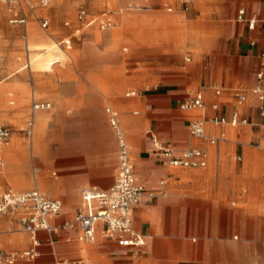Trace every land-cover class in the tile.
<instances>
[{
    "label": "rangeland",
    "instance_id": "1",
    "mask_svg": "<svg viewBox=\"0 0 264 264\" xmlns=\"http://www.w3.org/2000/svg\"><path fill=\"white\" fill-rule=\"evenodd\" d=\"M129 2L134 8L125 7ZM169 2L51 0L43 6L38 0H22L20 8H16V2L0 0V124L10 130L7 141L0 142V147L6 148L0 151L1 188L10 186L21 190L38 187L48 194V188L53 186L59 190L69 188L66 196H61L64 198V208H76L82 187L90 185L85 180H92V177L81 175L72 180H67L72 177H61L58 178L60 183L53 182L49 179L56 178L60 171L52 165L45 169L48 181L43 188L46 176L42 172L35 174V169L41 166L34 149H41L44 158L50 149L65 144L66 138H69L70 141L75 139L78 142L76 148L80 150L83 140L90 136L88 132L82 131V122L79 121L76 123L78 129L68 133L64 131L58 137L55 127L61 123L57 122L59 115L70 118L82 113L104 114L107 104L113 105L122 114L114 102L139 98L126 97L125 93L130 90L148 93L169 88L177 94L187 95L208 82L210 77L212 81L221 83L223 72L229 69L234 60L228 50L231 41L237 39V28L241 24L235 21L236 7H232L229 0H188L186 9L184 5L176 3L169 11ZM80 7H84L87 17L96 19L93 25L86 27L77 19ZM15 11L25 17V23L9 21ZM105 11L111 12L115 25L100 29L98 24ZM44 17L49 20L45 27L42 26ZM122 17L126 18L124 24L121 22ZM121 26L122 31L117 33L116 29ZM51 43L57 44L65 56L49 69L35 66L31 62L33 55L39 51V47ZM177 52L179 59L175 56ZM28 59L30 64L24 67ZM20 66L23 68L16 71ZM33 97L50 101L52 107L43 111L44 123L37 129L34 121L28 133V120L33 116ZM221 99L225 103L233 100L224 94ZM249 104H254L253 99H249L242 109L246 113L244 116L249 118L247 123L237 126L226 124L231 129L226 130V140L215 145L209 144L208 166L212 168L217 162L224 165L230 161L246 173L249 162L254 161V173H259L258 168L262 169L263 183L259 185L258 192L251 194L246 202L238 197L243 191L246 193V186H239L233 196L226 192L223 184L219 185V193L215 196L209 193L202 196L200 191L177 185L171 187L168 197L154 202L155 207H158L161 201L167 200L162 203L164 216L160 218L161 230L155 225L152 232L168 242L163 250H158L152 257L154 264H188L204 260L225 263L229 259H233L235 264H264V126L260 128L255 124L257 116L255 112L252 116ZM134 110L140 111L132 107L125 112L132 113ZM149 117L154 118L156 115ZM148 128L149 123L143 127L142 133L144 140L150 144L145 134ZM124 130L131 146L129 130L125 126ZM186 138H189L188 133ZM157 141L161 143L158 138ZM13 149H22L23 153L16 156ZM216 149H220L219 152ZM240 149H245V152L237 160L235 157L240 155ZM9 158L14 164L27 162L29 182H23L18 187L11 183L7 169ZM108 174L106 180L110 182L115 177L116 164ZM84 176L86 179L83 182ZM190 180L188 176H183L181 182ZM74 195L78 197L75 205L70 202V197ZM1 220L10 222L0 227V233L21 231L10 214H1ZM185 229L188 230L187 239L183 243L181 231ZM234 235L237 238H233ZM192 236L195 240H192ZM176 239L182 243L174 244ZM187 249L193 254L192 259L176 257ZM144 251L145 245L135 257L130 260L124 258L116 264H137V257L143 256ZM100 261L101 264H115L105 257Z\"/></svg>",
    "mask_w": 264,
    "mask_h": 264
},
{
    "label": "crops",
    "instance_id": "2",
    "mask_svg": "<svg viewBox=\"0 0 264 264\" xmlns=\"http://www.w3.org/2000/svg\"><path fill=\"white\" fill-rule=\"evenodd\" d=\"M249 1L250 0H229L230 5L232 7H236V14L240 8H245L248 15L255 14L259 17V20L254 29H249L246 23L239 24L240 26L237 28L238 37L236 40L231 41L228 50L229 54L234 60L229 65V69L226 68V70L223 72L221 83L212 81V78L210 77L208 82L206 81L203 85H200L192 92L194 93L197 90L202 91L204 96V106L202 108L190 111L180 108V102L192 93L180 95L169 88L148 93H144L142 90H130L125 93L126 97L138 96L139 98L114 102V104L121 109L122 114H120V111L116 107L107 104L104 107V114L82 113L81 115H75L70 118L67 115L58 116L57 122H61L57 123L55 127L58 137H61L64 131L68 133L78 129L79 125L76 123L79 121L82 122V131L88 132L90 136L83 140L84 142L81 144L83 148L80 150L76 148V146H78V142L75 139L70 141L69 138H66L65 144H58L53 149H50L48 156L44 157L48 158V161L42 157L43 154L41 149H34L41 166L40 168L35 169V174L42 172L46 176V181L42 183L43 188L46 187V184L44 185V183L48 181V177L45 174V169L49 166L55 165L60 173L56 176V178L49 179L50 181L52 180L53 182L60 183L61 180H58V178L61 177H72L71 179H67L72 180L78 176L86 175V177H92V180L86 179L84 176L83 182L86 179L85 182H88L90 185L83 186L82 188L95 190L108 189L116 177L115 174V177L112 178L110 182L109 180H106L109 175L108 172L113 169L114 164H116L117 173L118 144L115 131L109 124L108 114L105 109L109 106L116 110L118 112L119 125L122 128L129 145L131 158L134 160L133 163L135 162L134 166L136 165L137 167L138 172L135 170L137 181L144 187L146 192L145 196L133 206L132 212L133 227L143 235L145 243L139 247L136 252H134L130 247L119 246L115 241L104 239L100 235L97 236V239L93 243L79 242L77 240V235L79 234L80 230L79 227L75 225L73 228H60L58 230L57 241L54 246L55 254L51 253V247L48 244L47 233L41 231L39 233V239L41 241V245L39 246L40 255L37 258L31 260H18L14 264H55V257L69 260L83 258L90 261L91 264H94V262L96 264H101L100 259L105 257L116 264L121 263L124 258H128L130 260L131 258L135 257V254L144 245V255L137 257L136 263L154 264L152 262V257L157 254L158 250H163L164 246L168 243L164 237L156 236L152 232L153 229H155V225H157L158 229L161 230L160 218L162 219L164 216L162 203L166 202L167 200L165 199L161 201L162 203H160L161 205L159 204L158 207H155L154 202L159 200L160 197H168L172 191L171 187L174 188L177 185L178 187H184L188 190L191 189L194 191H200L199 194L202 196L208 193L212 196H215L219 193V185L223 184L225 185L226 192L229 193L230 196H233L235 195V190L237 192V188H239V186H246V193L243 191V193L238 195L239 199L246 202L248 201V198L251 194L258 192L259 185L263 183L261 174L262 169L258 168L259 173L255 174L254 170H256V167L254 161L249 162L246 173L242 171L243 168H237L230 161L224 165H222L220 162H217L211 168L208 166L209 150H211L209 149V144L211 143H209L207 139H196L197 141H193L190 136L189 138H186V134L188 133L189 135V122L192 118L211 116L215 114L228 117L235 109L245 115L246 113H243L242 110L243 106L249 99H253L251 87L255 81V73L261 66L262 59L260 57V53L264 48V42L262 41L261 37L262 31L264 30V0H251V3H249ZM176 3L187 6L188 0H170L167 10L171 11ZM125 7L134 8L132 2L127 3ZM80 8L84 9V7ZM236 14L235 21L237 22ZM102 16L103 19L101 21L109 19L115 25V21L111 18L110 11L103 12ZM89 18L93 17H87L85 12L84 18L79 21L83 22L86 27H89L91 25L87 26L85 24ZM65 24H68V22H65ZM253 40L255 41L254 44L252 43ZM68 41L69 40L66 42ZM186 59L189 60L190 57L187 56ZM29 64L30 60L28 59L27 64L24 67L28 66ZM213 86L219 87L221 89V93L216 94ZM241 90L246 93L247 98L241 106L237 107L235 95ZM131 91H135V93L128 94ZM223 94L230 96L233 100L229 103L223 102L221 99ZM35 101L49 102L51 106L47 109H38L32 111L33 116L31 119H29L32 120V126L35 121L36 111H42L43 115L45 116V112L43 111L52 107V103L50 101L36 99L33 97L32 103ZM132 107H137L140 109V111L134 110L132 113L125 112L129 111ZM249 107L252 109V116L254 112L256 113V121H258L260 117L258 112H256L254 109V104H249ZM183 111L187 113L184 114ZM152 114L156 115V117H149L152 116ZM247 115H249V113H247ZM251 119L253 120V118ZM65 121L66 123L63 124ZM147 123H149V128L145 130V134H147L146 137L150 141L151 146L146 140H144L142 133V129ZM226 124L231 123L221 124L222 126L209 123L206 127V133L208 135L221 137L217 142L226 140V129L224 127ZM231 125L237 126L238 124ZM124 126L129 130V135L132 141L131 145L134 144L138 147V149L135 151H132L131 149L128 137L124 130ZM262 126H264V124L260 125V128ZM157 138L165 146L173 148V150L176 152H181L187 147L191 146L204 148L207 152V164L203 167L186 168L168 165L163 153L154 145L153 139L157 140ZM86 141L87 144L85 143ZM216 143H214V145ZM140 144H142V149L140 148ZM219 150L220 149H216L217 152H219ZM240 151V155L235 157V159L239 157L237 160L241 159L245 149H240ZM13 153L16 156H21L23 151L22 149H13ZM24 154L27 161L25 150ZM223 170H225V176L223 175ZM183 176H188L191 180L187 182H181ZM162 180L164 181L163 184H161ZM36 181L39 183L37 179ZM38 183L37 186H39ZM72 183H74V181H72ZM8 188L12 187L9 186ZM30 189H38V187ZM68 189L69 188H63L62 190H59L57 187L53 186L48 188L49 194L38 189L45 195L58 198L62 202V212L49 219L50 223L54 225H60L66 220H73L76 213L84 206L80 192V201L78 206L73 209L65 210L64 198L61 196H66ZM22 190L28 189H21L19 191ZM55 194H59L60 196H55ZM77 201V196L74 195L72 198L70 197L71 204L75 205ZM232 204H234V202H232ZM144 215L145 219L143 218ZM10 216L20 226L18 215L10 214ZM8 222H10V220H1L0 227H5ZM20 230L23 231L21 226ZM21 231H8L0 233V251L23 250L28 248L30 246L29 236L25 234L26 232L24 233V231ZM187 231V229L181 231L183 243H185V240L187 239ZM233 238H237V235H234ZM182 242L180 239H176L174 244L179 245ZM91 245L93 247L88 249ZM116 247L124 250L121 251ZM88 250L93 254L89 253ZM91 257L94 258V262L92 261ZM176 257L192 259L193 254L187 249L181 255H177ZM188 264H235V262L233 259L226 260L225 263L222 261L217 262V260L212 262H207L204 260L199 261L198 263L195 262Z\"/></svg>",
    "mask_w": 264,
    "mask_h": 264
},
{
    "label": "built area",
    "instance_id": "3",
    "mask_svg": "<svg viewBox=\"0 0 264 264\" xmlns=\"http://www.w3.org/2000/svg\"><path fill=\"white\" fill-rule=\"evenodd\" d=\"M17 3L16 8H20L22 0H11ZM43 6L51 0H38ZM20 5V6H19ZM187 6H185V9ZM12 12L9 21L11 23H25V17ZM85 10L80 8L77 19L82 20ZM236 20L246 23L249 29H254L259 17L255 14L248 15L245 8H240L236 14ZM94 18H89L85 24L92 25ZM48 20H42V26H47ZM100 29H108L114 24L111 20L99 22ZM262 41L264 42V30L262 31ZM254 40L252 43L254 44ZM262 63L255 73V81L251 87L254 107L260 119L256 125L264 124V48L260 53ZM216 94L221 93V89L213 86ZM131 91L128 94H134ZM247 95L240 91L235 95L236 105L241 106L246 101ZM51 106L49 102L35 101L32 103V111L47 109ZM180 108L186 111L200 109L204 106V96L201 90H197L184 98ZM108 121L115 131L118 144V167L114 182L105 190L81 189L83 208L80 209L73 220H66L60 225L50 223V218L60 214L63 205L60 199L53 198L38 189L15 190L12 188H0V215L16 214L21 229L28 233L30 246L23 250L0 251V264H14L16 261L25 259H35L40 255L39 246L41 241L39 233L44 231L48 235V244L51 253L55 254L54 246L57 241V232L60 228L69 229L75 225L79 227L77 240L83 243H92L97 237V232L104 239L113 240L117 245L130 247L134 252L144 244L143 235L133 227V206L138 203L146 192L144 187L138 183L135 166L131 158L129 145L118 121V112L111 107H106ZM248 118L235 109L226 117L223 115H211L194 117L189 122V136L192 139H207L214 144L221 137L208 135L206 127L209 123L221 125L225 123L246 124ZM28 133L32 126V120L28 121ZM223 134V133H222ZM10 130L7 126L0 124V142L7 141ZM154 145L166 158L167 164L173 167H203L207 164V152L202 147H187L181 152H176L173 148L157 143L153 139ZM239 159V157L237 158ZM1 163V162H0ZM164 181H161L163 184ZM55 264H91L90 261L80 258L75 260L60 259L55 257Z\"/></svg>",
    "mask_w": 264,
    "mask_h": 264
},
{
    "label": "bare ground",
    "instance_id": "4",
    "mask_svg": "<svg viewBox=\"0 0 264 264\" xmlns=\"http://www.w3.org/2000/svg\"><path fill=\"white\" fill-rule=\"evenodd\" d=\"M125 19L124 17L121 18V22L122 24L125 23ZM122 31V26L121 27H118L116 29V32L120 33ZM197 40V38H196ZM198 40H199V37H198ZM39 51L36 52L32 59H31V62L34 63L35 66H38V67H42L43 69H49L51 67V65L58 61L59 58H63L65 56V53L60 49V48H57V44L55 43H51V44H46V45H43L41 47L38 48ZM197 53L198 51H196V56H197ZM175 56L177 59H179V53H175ZM23 68V66H20L16 69V71H19ZM15 71V72H16ZM15 72L11 73V74H14ZM90 76V75H89ZM92 77V76H91ZM90 81H94L92 78H89ZM22 97H25V94H22ZM23 99V98H22ZM187 113V112H186ZM185 114V113H184ZM192 116V115H191ZM45 119V116L43 115L42 111H36L35 112V125H36V128L38 129V127L40 126V124L43 122V120ZM44 123V122H43ZM222 126V125H221ZM225 129L227 131H230L231 129H229L228 125H224ZM193 141H197L195 139H193ZM132 142V141H131ZM158 143V142H157ZM159 144V143H158ZM179 146V144H178ZM177 146V147H178ZM4 147H0V151H4ZM131 149L132 151H135L138 149V147L136 145H131ZM139 151V150H138ZM9 161H10V158H9ZM27 162H24L22 164H14L13 162L10 161V164L8 166V172L10 174V181L13 185L15 186H19L21 185L23 182H29L30 180V176L27 174ZM141 167V166H140ZM144 167V166H143ZM39 177H41V175H39ZM42 179V177H41ZM142 180V179H140ZM161 198V197H160ZM164 198V197H163ZM142 204V203H141ZM137 213V212H136ZM139 213V212H138ZM157 217V216H156ZM143 218L145 219V215L143 216ZM157 219V218H156ZM157 221V220H156ZM100 235L99 232H97V236ZM101 236V235H100ZM102 237V236H101ZM103 238V237H102ZM97 239V237H96ZM95 239V240H96ZM195 237L192 236V240H194ZM95 242V241H94ZM93 243V242H92ZM145 243V241H144ZM93 246H89L88 249L92 248ZM148 247V245H147ZM89 251V250H88ZM89 253H91L89 251ZM93 254V253H91Z\"/></svg>",
    "mask_w": 264,
    "mask_h": 264
}]
</instances>
